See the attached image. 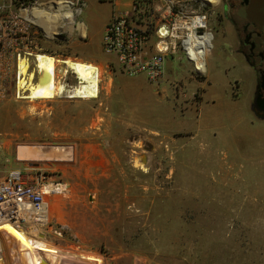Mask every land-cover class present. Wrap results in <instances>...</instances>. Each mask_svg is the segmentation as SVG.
<instances>
[{
  "label": "rangeland",
  "instance_id": "rangeland-1",
  "mask_svg": "<svg viewBox=\"0 0 264 264\" xmlns=\"http://www.w3.org/2000/svg\"><path fill=\"white\" fill-rule=\"evenodd\" d=\"M109 7L88 2L78 18L101 19ZM194 7L213 35L205 74L179 50L151 85L119 73L99 39L68 30L64 51L98 69V97L0 106V180L11 169L38 170L64 188L47 198L61 236L24 228L70 252L61 264H264V120L250 110L251 74L234 70L218 45L220 0ZM20 145L64 147L71 158L21 161ZM0 254L24 264L5 230Z\"/></svg>",
  "mask_w": 264,
  "mask_h": 264
},
{
  "label": "built area",
  "instance_id": "built-area-1",
  "mask_svg": "<svg viewBox=\"0 0 264 264\" xmlns=\"http://www.w3.org/2000/svg\"><path fill=\"white\" fill-rule=\"evenodd\" d=\"M63 1L71 3V11V0ZM196 3L206 5L202 0H131L129 14L114 12L106 25L101 38L102 51L114 59L119 73L130 78L142 76L148 84L159 85L165 77L167 56L181 50L193 64L188 60L186 43L191 41L197 49L198 39L205 34L213 39L207 14L194 7ZM40 4L43 3L38 0H0V106L8 102L53 100L37 95L42 74L40 59L54 64L52 78L63 90L54 98L70 99L75 88H71L67 77L70 74L67 62H71L64 51L67 30L46 37L43 29L31 20V10ZM67 20L62 21L65 26ZM35 172L15 168L0 180V227L8 224L18 229L36 223L61 236L65 227H51L47 200L54 195L49 187L56 184L47 180L44 171Z\"/></svg>",
  "mask_w": 264,
  "mask_h": 264
},
{
  "label": "bare ground",
  "instance_id": "bare-ground-1",
  "mask_svg": "<svg viewBox=\"0 0 264 264\" xmlns=\"http://www.w3.org/2000/svg\"><path fill=\"white\" fill-rule=\"evenodd\" d=\"M202 2L210 6H214L218 3V0H202ZM70 7L71 3L63 0L57 1L56 3L48 2L46 4H40L38 7L31 10V20L35 25L43 29L46 37L51 38L53 36H58L64 30H67V26L62 23L63 19L68 18L72 20L73 18V14L69 11ZM45 8L53 10V12H49L45 10ZM62 11L67 12L62 14ZM22 14L25 15L24 12H22ZM77 28L81 31V36L84 37V28L81 25ZM198 41L200 46L197 49L193 48V45L190 44L191 41L186 43V49H188L189 53L188 60L193 62L194 67H196L198 72L204 73V54L211 49L212 36L210 34H205L201 39H198ZM40 65L42 74L40 77V85L38 87L37 95L43 99H54L55 95L63 92L61 87H57L55 85V81L52 78L51 71L54 68V64H52L51 60L40 59ZM67 66L74 74L77 75L79 80L78 86L70 92V97L80 99L97 98L100 82L98 69L86 63L72 61L67 62ZM70 150L64 147L46 149L42 148L40 145H20L17 147L16 157L21 161L61 162L71 158ZM50 188L54 192V195L64 191V188L61 185H51L49 189ZM33 227L38 230L36 223L33 224ZM0 229L6 230L19 242L20 252L22 251L24 264H41L42 262H46L47 264H61V261L66 259L69 254H71L70 252H64L57 246L50 244L44 239V237H39L37 239L30 238L24 228L14 229L10 225L4 224L1 225ZM71 255L69 258H71ZM0 264H7L5 257L1 254Z\"/></svg>",
  "mask_w": 264,
  "mask_h": 264
},
{
  "label": "flooded vegetation",
  "instance_id": "flooded-vegetation-1",
  "mask_svg": "<svg viewBox=\"0 0 264 264\" xmlns=\"http://www.w3.org/2000/svg\"><path fill=\"white\" fill-rule=\"evenodd\" d=\"M258 1L252 4L251 0H220V22L224 21L223 23L231 27L236 42V53L253 69V97L260 94L264 99V0ZM255 8L256 18L252 14ZM255 116L264 120L263 111L257 112Z\"/></svg>",
  "mask_w": 264,
  "mask_h": 264
},
{
  "label": "crops",
  "instance_id": "crops-1",
  "mask_svg": "<svg viewBox=\"0 0 264 264\" xmlns=\"http://www.w3.org/2000/svg\"><path fill=\"white\" fill-rule=\"evenodd\" d=\"M38 1H43L46 4L48 2L56 3L57 1L60 0H38ZM71 2H72V8L70 12L73 14V18L72 20L71 19L67 20V31L75 30L81 34V31L77 28L79 25H81L84 28L85 37L84 39H82L81 37L79 39L80 41L82 40L87 41V43L92 42L95 39H99L101 43V38L104 29L106 25L109 23L114 12L124 11L127 14H129V12L131 11V0H71ZM88 2H97L101 7L105 5H108L110 7L106 8L102 12L103 16L101 19L88 18L86 22L85 21L83 22L82 20H79L78 17L82 12L83 7H85L86 3ZM218 35H219L218 45L224 51L225 56H228L225 57V60L233 67L234 70H236L239 66L240 69L245 68L251 74L250 76L251 78H249V82H248L249 86H251L250 88L251 90L255 83V74L253 72V69L243 60V58L240 55L236 53L235 51L236 42L231 27L225 23V27L221 28V30L218 31ZM210 50L207 52V54L210 52Z\"/></svg>",
  "mask_w": 264,
  "mask_h": 264
},
{
  "label": "water",
  "instance_id": "water-1",
  "mask_svg": "<svg viewBox=\"0 0 264 264\" xmlns=\"http://www.w3.org/2000/svg\"><path fill=\"white\" fill-rule=\"evenodd\" d=\"M250 110L254 115H256L257 112H261V111L264 112V99H262L260 94H255V96L253 97V101L250 105ZM50 148L53 147H46V149H50ZM39 237H43V235H40ZM41 264H47V263L42 262Z\"/></svg>",
  "mask_w": 264,
  "mask_h": 264
}]
</instances>
